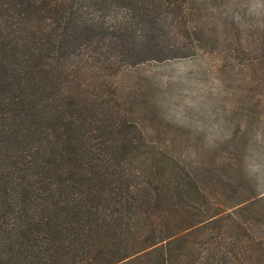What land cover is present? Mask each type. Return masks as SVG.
<instances>
[{"label":"trees","instance_id":"obj_1","mask_svg":"<svg viewBox=\"0 0 264 264\" xmlns=\"http://www.w3.org/2000/svg\"><path fill=\"white\" fill-rule=\"evenodd\" d=\"M204 54L247 100L207 150L159 138L133 76ZM245 241L264 244V0H0V264H252Z\"/></svg>","mask_w":264,"mask_h":264},{"label":"rangeland","instance_id":"obj_2","mask_svg":"<svg viewBox=\"0 0 264 264\" xmlns=\"http://www.w3.org/2000/svg\"><path fill=\"white\" fill-rule=\"evenodd\" d=\"M229 65V60L216 54H204L198 58L149 62L135 71L133 76L151 93L159 94L165 104L159 119L169 128L159 138L170 132H181L201 139L200 148L207 150V142L222 141L233 132L230 109L235 100L245 104L247 100L243 73L233 71ZM183 120L194 126L183 124ZM147 124L158 127L160 121L149 120ZM241 252L252 264H264V244L245 241Z\"/></svg>","mask_w":264,"mask_h":264}]
</instances>
